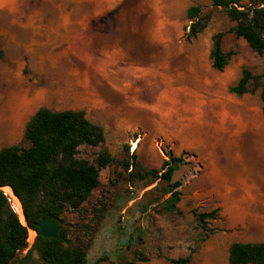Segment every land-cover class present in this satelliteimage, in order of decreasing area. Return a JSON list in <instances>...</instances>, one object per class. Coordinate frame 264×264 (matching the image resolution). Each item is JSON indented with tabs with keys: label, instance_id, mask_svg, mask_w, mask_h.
Masks as SVG:
<instances>
[{
	"label": "rangeland",
	"instance_id": "rangeland-1",
	"mask_svg": "<svg viewBox=\"0 0 264 264\" xmlns=\"http://www.w3.org/2000/svg\"><path fill=\"white\" fill-rule=\"evenodd\" d=\"M190 7L201 9L194 39ZM233 26L209 0H0V149L28 147L25 126L42 107L83 111L104 132L103 145L76 154L94 165L100 152L110 155L99 186L61 216L88 264L188 255L190 264H228L230 243H264V184L248 198L237 182L264 172L260 90L229 93L243 70L261 75L264 54ZM218 33L232 52L222 72L209 60ZM169 154L182 164L167 183L157 177ZM174 183L180 201L171 213L163 203ZM194 210L217 218L201 224ZM24 264L46 263L33 252Z\"/></svg>",
	"mask_w": 264,
	"mask_h": 264
},
{
	"label": "trees",
	"instance_id": "trees-1",
	"mask_svg": "<svg viewBox=\"0 0 264 264\" xmlns=\"http://www.w3.org/2000/svg\"><path fill=\"white\" fill-rule=\"evenodd\" d=\"M214 8L221 9L234 23L230 32L242 39L258 55L264 54V0L249 6L243 0H209ZM199 7H190L186 17L191 22L188 38L194 39L201 32ZM223 34L213 37L209 52L211 66L222 72L228 65L232 52L222 49ZM260 79L263 80L259 81ZM251 84L255 87L250 88ZM259 89L264 115V68L260 76H251L243 70L237 84L229 93L242 96ZM23 139L28 147L11 146L0 149V187L10 186L22 205L26 227L36 233L31 249L18 260L26 247L27 229L20 222L5 198L0 194V264H24L35 252L46 264H88L84 251L73 246L61 229V216L67 209L78 211L99 186V172L111 157L102 151L96 165L76 158L80 146H100L105 141L102 128L90 122L83 111H52L39 108L27 122ZM135 157L132 156L131 160ZM162 166L159 180L170 182L182 164L181 159L168 155ZM126 164L125 168L128 169ZM179 183L170 185L169 197L163 206L168 212H177L180 193ZM201 224L217 218V211L198 213L193 211ZM45 220L58 224L56 239L43 238L38 225ZM193 251H191L192 253ZM170 264H190L191 255L170 259ZM228 264H264V243L243 244L234 242L228 249ZM131 264V263H129Z\"/></svg>",
	"mask_w": 264,
	"mask_h": 264
},
{
	"label": "crops",
	"instance_id": "crops-1",
	"mask_svg": "<svg viewBox=\"0 0 264 264\" xmlns=\"http://www.w3.org/2000/svg\"><path fill=\"white\" fill-rule=\"evenodd\" d=\"M242 175H244L246 178H242L241 176H239L237 177V182L239 181L243 183V185H241L240 188L245 189V191L247 192L246 196L248 198H252L253 194L251 195L250 193H254L257 189L259 190L262 187L260 186L259 183H261L262 185L264 184V172L261 171L259 173L258 172L254 173L253 171H250V172H244ZM232 243H230L226 248V252H225L226 257L228 256V249ZM206 252L209 254H216V251L208 249V248Z\"/></svg>",
	"mask_w": 264,
	"mask_h": 264
},
{
	"label": "built area",
	"instance_id": "built-area-1",
	"mask_svg": "<svg viewBox=\"0 0 264 264\" xmlns=\"http://www.w3.org/2000/svg\"><path fill=\"white\" fill-rule=\"evenodd\" d=\"M0 194L5 198L6 202L8 203L10 209L16 213V202H20V200L18 199V197L15 195V193L13 192L12 188L8 185L0 187ZM22 207V205H21ZM21 222V221H20ZM26 227V223L25 225H23ZM27 237H26V247L23 250V252H27L29 249L32 248L34 242H35V238H36V233L27 228ZM33 234V235H32Z\"/></svg>",
	"mask_w": 264,
	"mask_h": 264
},
{
	"label": "water",
	"instance_id": "water-1",
	"mask_svg": "<svg viewBox=\"0 0 264 264\" xmlns=\"http://www.w3.org/2000/svg\"><path fill=\"white\" fill-rule=\"evenodd\" d=\"M39 234L43 238L56 239L58 236V224L51 220H45L38 225Z\"/></svg>",
	"mask_w": 264,
	"mask_h": 264
},
{
	"label": "bare ground",
	"instance_id": "bare-ground-1",
	"mask_svg": "<svg viewBox=\"0 0 264 264\" xmlns=\"http://www.w3.org/2000/svg\"><path fill=\"white\" fill-rule=\"evenodd\" d=\"M15 212L18 215L19 220L21 221V223L23 225H25V220H24V217H23L22 207H21V204L19 202H16V211Z\"/></svg>",
	"mask_w": 264,
	"mask_h": 264
}]
</instances>
